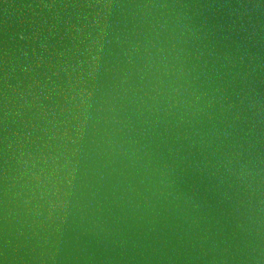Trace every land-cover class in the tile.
Instances as JSON below:
<instances>
[{
	"label": "water",
	"instance_id": "95a60500",
	"mask_svg": "<svg viewBox=\"0 0 264 264\" xmlns=\"http://www.w3.org/2000/svg\"><path fill=\"white\" fill-rule=\"evenodd\" d=\"M0 264H264V0H0Z\"/></svg>",
	"mask_w": 264,
	"mask_h": 264
}]
</instances>
